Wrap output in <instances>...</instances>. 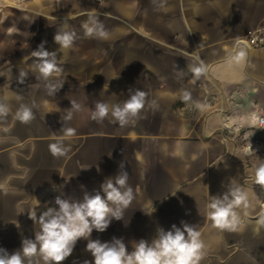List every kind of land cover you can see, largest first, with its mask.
Wrapping results in <instances>:
<instances>
[{
	"label": "crops",
	"instance_id": "crops-1",
	"mask_svg": "<svg viewBox=\"0 0 264 264\" xmlns=\"http://www.w3.org/2000/svg\"><path fill=\"white\" fill-rule=\"evenodd\" d=\"M7 2L0 11V102L10 107L0 120V248L11 254L34 238L39 229L29 211L39 216L55 206L54 195L79 200L94 193L122 162L135 199L123 220L103 233L94 230L91 239L122 238L131 251L140 239L151 242L158 229L183 221L201 233L199 264H264V188L255 183L264 151L245 155L233 134L252 135L253 113L264 116V45L249 49L236 41L264 27V0ZM90 17L104 25L108 39L85 38L82 24ZM65 23L77 39L71 50L59 51L54 35ZM41 41L58 50L63 69L54 80L63 87L52 95L32 71L31 53ZM201 62L206 71L199 79L181 73ZM19 71L29 73L24 84L17 82ZM137 89L155 109L146 105L125 127L111 116L91 120L97 101L123 103ZM70 101L81 110L65 121ZM22 104L35 105L30 124L15 119ZM62 127L75 128L76 136L64 138ZM61 138L71 150L54 158L48 145ZM230 186L246 193L247 205L234 209L235 230H221L207 205ZM86 243L78 241L63 264L92 260Z\"/></svg>",
	"mask_w": 264,
	"mask_h": 264
},
{
	"label": "clouds",
	"instance_id": "clouds-1",
	"mask_svg": "<svg viewBox=\"0 0 264 264\" xmlns=\"http://www.w3.org/2000/svg\"><path fill=\"white\" fill-rule=\"evenodd\" d=\"M82 28L85 38L108 39L109 33L95 17L85 21ZM76 39V33L67 30L66 23L54 35V42L59 45V51L71 50ZM46 43L47 41H41L32 51V71L38 73V78L45 83L48 93L52 95L63 87V84L54 82L63 69L58 60V50H47ZM244 55L245 53L240 51L235 58L239 61ZM205 71L206 68L201 62L199 66L188 64L187 71L182 70L181 73H190L194 79H199ZM28 75L26 71H19L17 82L24 84ZM182 98L185 101L190 100V93L185 92ZM70 102L71 108L64 117L65 121L72 119L74 111L81 110V105L76 101ZM146 105L153 109L157 106L154 100L149 101L148 93L137 89L131 91L123 103L110 105L97 101L90 118L97 123H103L111 116L112 123L125 127L140 118ZM34 107L35 105L22 104L15 112V119L20 123L30 124L35 119ZM9 112L10 107L0 102V120L6 119ZM61 130L64 138L76 136L75 128L62 127ZM48 150L54 158H60L66 156L71 149L61 138L50 143ZM255 153L250 145L245 155ZM119 168L117 175L106 178L94 193L85 192L82 199H67L58 195L54 200L55 206L46 207L39 216L36 210L29 211L28 218L39 230L35 231L34 238H24L20 249L11 254L0 248V264H41V261L43 264H63L73 255L77 242L81 239L87 241L85 251L92 257V260H84L83 264H199L200 252L204 246L201 233L193 225L183 221L182 227L173 224L170 230L158 229L151 242L140 239L131 251L122 238L113 237L111 241L103 242L100 239H91L94 230L103 233L113 220H123L124 211L135 199L134 190L128 183V172L122 162ZM255 183L264 188V162L255 169ZM241 205H247L246 193L240 187L230 186L223 195L211 197L207 205L208 218L218 229L235 230L238 216L234 209ZM259 223L264 225V217Z\"/></svg>",
	"mask_w": 264,
	"mask_h": 264
},
{
	"label": "built area",
	"instance_id": "built-area-1",
	"mask_svg": "<svg viewBox=\"0 0 264 264\" xmlns=\"http://www.w3.org/2000/svg\"><path fill=\"white\" fill-rule=\"evenodd\" d=\"M95 3L99 4L102 0H93ZM7 0H0V11L5 5H7ZM237 42L242 43L246 48L254 49L264 45V27L255 26L248 29L243 35L236 38ZM252 118L255 123V127L252 135H248L247 130L236 129L234 131V136L240 138L242 149L247 152L249 146L252 145L255 152L264 151V116L262 114L253 113ZM226 126V125H225ZM53 196L52 204L54 205L55 197Z\"/></svg>",
	"mask_w": 264,
	"mask_h": 264
}]
</instances>
